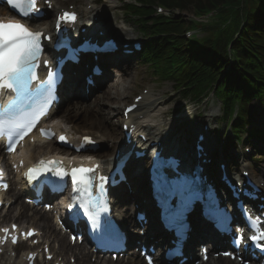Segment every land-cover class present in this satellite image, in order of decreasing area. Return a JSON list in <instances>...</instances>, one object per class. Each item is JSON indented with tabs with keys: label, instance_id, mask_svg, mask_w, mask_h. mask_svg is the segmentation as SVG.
Returning <instances> with one entry per match:
<instances>
[{
	"label": "trees",
	"instance_id": "obj_1",
	"mask_svg": "<svg viewBox=\"0 0 264 264\" xmlns=\"http://www.w3.org/2000/svg\"><path fill=\"white\" fill-rule=\"evenodd\" d=\"M147 8L141 12L144 25L149 20L155 22L156 32L165 33L155 50L157 51V66L164 68L171 61L185 62L182 72L190 80L214 82L223 73L224 63L228 60L226 43L233 38L235 30L240 29L239 20L242 12H248V21L239 39L234 40L233 47L237 54L236 64H232L219 82L218 90L224 97L226 105L231 107L237 98L251 99L255 96L264 98V12L257 5L264 0H144ZM164 4L179 13L195 12L203 14L215 12L216 19L211 24H202V29L209 32V37L197 41L203 52L211 53L212 62H207V56H199L191 51L182 32L189 26L182 17L171 16L167 22L163 16L152 17L154 6ZM238 6V10L231 8ZM234 17L230 26H225L226 20ZM146 17V18H145ZM147 21V22H144ZM176 39L172 46L168 38ZM151 47H154L151 44ZM173 55L172 57H170ZM194 82V81H191ZM202 89V86L199 85ZM199 91V90H197Z\"/></svg>",
	"mask_w": 264,
	"mask_h": 264
},
{
	"label": "snow or ice",
	"instance_id": "obj_2",
	"mask_svg": "<svg viewBox=\"0 0 264 264\" xmlns=\"http://www.w3.org/2000/svg\"><path fill=\"white\" fill-rule=\"evenodd\" d=\"M13 8L17 9L20 14L25 17H30L33 14H37L40 9L37 7V0H7ZM76 20V14L74 12H64L57 19V28L59 29L61 22L64 24L73 23ZM42 32L34 31L28 26L19 22L0 20V96H2L5 90H10L15 93V97L8 105L0 106V139H6L8 143V150H15L17 142L23 139L28 132L35 127L36 123L41 116H46L49 111V105L55 99L53 83L54 79L48 81H41L34 88L32 86L33 81L38 80L36 69L40 61ZM70 59H75V54H70ZM45 64L48 61H44ZM50 77H58V73H49ZM44 85H48L45 90ZM47 91V95H45ZM34 96L39 98H34ZM131 110V109H129ZM42 135L48 136V133L41 129ZM50 138V137H49ZM61 141H64L63 136L60 137ZM86 143H94L90 137H84V143L79 147L83 148ZM41 165L45 162L41 161ZM51 163V162H50ZM55 163H60L56 161ZM99 165H94L91 168L80 166L71 170V178L74 188L77 190H87L93 183L95 176V170ZM52 169L39 168L34 166L30 168L26 173L28 180L31 182L40 174L41 171L47 172ZM55 174L58 176L67 175L62 168L55 170ZM3 169L0 168V177H3ZM102 188L103 182L106 177H99ZM158 183L160 185H170L174 183L169 179L167 175H160L158 177ZM4 188H7V184H3ZM170 197L175 198L179 195L178 192H170ZM85 214L94 225L98 222L97 212L94 210V204L89 201L82 205ZM71 207V205H69ZM261 221L259 218L253 220L251 217L248 219L250 228L256 231L257 235L251 236L250 239L258 246L264 247L257 243L264 240V231H262L258 225ZM15 227V225H13ZM6 235L0 238V243L7 240L8 229H2ZM29 232L26 235H31ZM75 239V238H74ZM12 242L16 243V237H12ZM234 243L239 245L241 238L234 240ZM173 255H179V247L174 249L171 253ZM149 264L151 259L149 258Z\"/></svg>",
	"mask_w": 264,
	"mask_h": 264
},
{
	"label": "bare ground",
	"instance_id": "obj_3",
	"mask_svg": "<svg viewBox=\"0 0 264 264\" xmlns=\"http://www.w3.org/2000/svg\"><path fill=\"white\" fill-rule=\"evenodd\" d=\"M122 32V31H120ZM124 33V32H123ZM125 66H127L125 64ZM108 72L106 73L107 77L108 74H111L113 69L112 68H107ZM114 74L108 78L109 82L105 83L106 85H108L109 87L107 89H105L100 96H93L92 102H91V106H86L84 102H79L78 105H73V102L70 103L68 106L70 107L67 111H64L63 115H60L59 118V122L63 123L66 127H70L71 129H73L75 132L79 133V134H92L96 139H100V140H104L106 139L107 135H106V129L104 128V125H101L99 120H102V118L105 115H110V117H116V112H118V110L120 109L119 104L122 102L125 104V97L128 100L130 97H128L130 95V92L125 93V90H127L130 87H133L135 85V78L134 77H130V80L125 76V75H120L118 77V82L119 84L116 83V77H113ZM134 79V81L132 80ZM78 84V83H77ZM80 86H82V84H80ZM65 89V88H64ZM66 91L69 93H71L73 96H77L74 95L72 93V91H69L66 88ZM90 96L91 94L88 93ZM80 96V95H79ZM78 97V96H77ZM82 98V96H81ZM151 99L149 95H143V102L142 100L138 103V108H137V113L130 114V118L131 120L136 121V125L138 127H142L143 125H145V127L147 128V133L152 132L155 133L157 132V127L159 125H161V123L158 120H155V117H150L152 115H154L156 112L154 110V107H152V104H150L149 100ZM116 103V107L113 108L112 104ZM154 104V102H152ZM152 107V108H151ZM144 108V110H143ZM146 108L148 109V111H146ZM140 113H142L143 115H141L140 117ZM149 118V120H147ZM82 122L89 124V125H83ZM109 132V131H108ZM110 133V132H109ZM188 136V135H185ZM191 136V135H190ZM190 138L192 140V137L188 138V141H184L181 140L180 138L176 139V142L179 143L180 147H184L187 146L188 148L190 147V145L187 144H191L192 141H190ZM115 139L117 140V137L115 136ZM214 140V139H213ZM196 141V139L194 140V142ZM51 142L48 143H44V142H40L37 143L34 146H30L27 145V150L30 152L29 157H31V153L33 151V148H40L37 151H34V153L36 152V155L39 154H44L47 155L49 153H51V150H46L45 151V147H49ZM210 144V143H209ZM207 143H204L205 146H208L207 149H214V146L209 145ZM44 146V147H42ZM42 147V148H41ZM53 147V146H51ZM186 148V147H184ZM58 149V148H55ZM57 154L58 153H63L64 151L62 149H58L56 150ZM55 152V153H56ZM94 154V156L99 157L100 155L96 153H92ZM182 154V153H181ZM28 161L31 159H27ZM250 169V167H249ZM254 173H256V169L253 170ZM130 195L126 196V200ZM132 200H130V203L127 205H124L123 208L121 210L118 211V215L119 218H121L124 213L128 212V214H130V210L129 207L132 205ZM129 205V206H128ZM30 207V206H29ZM20 210L18 212V214L16 215L17 218H21L22 217H29L30 219H33L34 222H37V219H45L46 220V216H44V212L39 211L37 209L32 210V213L28 214L27 211L24 210V205L22 204L20 207ZM30 209V208H29ZM3 211V210H2ZM30 224V223H28ZM49 225L48 223H45L44 228H48ZM45 231H48L50 233H55V231H53L52 227L50 226L48 229H46ZM205 232V230L203 231V233ZM202 233V234H203ZM206 239V235L202 237V241L204 242ZM64 247V246H63ZM66 248V247H65ZM8 259L7 257H3L0 258L1 261ZM12 259V257H11ZM222 261V262H221ZM211 264H239L237 262H229L227 260H224L223 258L220 259H215L213 258Z\"/></svg>",
	"mask_w": 264,
	"mask_h": 264
},
{
	"label": "rangeland",
	"instance_id": "obj_4",
	"mask_svg": "<svg viewBox=\"0 0 264 264\" xmlns=\"http://www.w3.org/2000/svg\"><path fill=\"white\" fill-rule=\"evenodd\" d=\"M112 11H110L108 13V17L112 19L113 22H115V20H124L125 23L127 24L129 30L131 31V34H137V30L134 28V26L131 24H129L126 20H128L126 17L123 16V7L122 5L119 6V9H111ZM120 20V21H121ZM119 21V22H120ZM132 23H134L133 21H131ZM134 63L132 61L128 62V65L125 66H119V68H115L114 69V78L116 77V83L118 82V77L120 75H125L129 80L130 77H134L135 78V85L133 87L128 88L127 90H125V93H127L128 91L131 93L136 92L137 88H142L143 86H145V84H151L153 86V92L155 94H157V96H162L161 99H163L165 101V103H163L160 107H159V114H162L163 120L165 122H169V127L174 128L177 127L178 125H181L182 122L184 121L188 126V129H190L191 127V123L188 122L189 117L191 115L195 116L196 121H199L198 124H194L196 128H199L200 125L199 124H203L204 118H203V114L206 115L208 112H206L209 108V103L210 106L211 101H206L205 103L199 104V105H195V104H191L189 102V99H183L181 93H179V91H177V89L174 87L175 85L173 84V82H152L153 78H150L149 75L145 74L143 72V70H136L134 67ZM113 75V74H112ZM134 81V79H132ZM137 82V83H136ZM119 84V83H117ZM162 95H161V94ZM125 102H129V100L124 99ZM214 104H215V108L217 109V115H221V102L218 101L217 99L214 98ZM212 102V103H213ZM122 103V102H121ZM120 103V104H121ZM91 106V101L86 103V106ZM113 108L116 107V103L112 104ZM248 110L249 113L252 114V119H251V125H257V126H264V107H262V105H260L258 100H253L251 102L248 103ZM65 110V109H64ZM202 114V115H201ZM116 117H110V115H105L102 120H99L101 125H104V128L106 129V135L107 136H115L116 131H120V126L117 122V118L119 117V114H117L116 112ZM199 115V116H198ZM184 117H186L184 119ZM114 120V121H113ZM218 123V130L220 131L221 135L222 133H225L226 131H229L227 123L224 122L223 120H219L217 121ZM83 125H89L86 124L84 122H82ZM250 125V126H251ZM215 130H216V125L213 124ZM110 133H109V132ZM195 131L192 133L194 134ZM213 134L216 135L217 137V132L215 131ZM218 135V136H219ZM242 146V144L240 145ZM106 151H109L112 154V151L110 149H108L107 147L105 148Z\"/></svg>",
	"mask_w": 264,
	"mask_h": 264
}]
</instances>
